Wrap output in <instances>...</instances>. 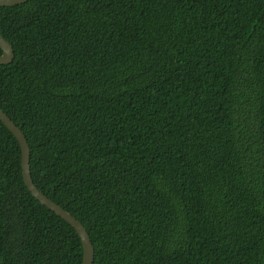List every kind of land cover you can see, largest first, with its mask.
<instances>
[{
    "label": "trees",
    "instance_id": "1",
    "mask_svg": "<svg viewBox=\"0 0 264 264\" xmlns=\"http://www.w3.org/2000/svg\"><path fill=\"white\" fill-rule=\"evenodd\" d=\"M0 34V108L95 264H264V0H31ZM83 261L0 120V264Z\"/></svg>",
    "mask_w": 264,
    "mask_h": 264
},
{
    "label": "water",
    "instance_id": "2",
    "mask_svg": "<svg viewBox=\"0 0 264 264\" xmlns=\"http://www.w3.org/2000/svg\"><path fill=\"white\" fill-rule=\"evenodd\" d=\"M31 0H0V7H13L16 5L27 3ZM0 65H9L15 59V52L13 46L0 34ZM0 120L9 129L10 132L18 140L22 150V172L25 184L32 195L43 205L55 212L70 223L81 236L84 246V261L83 264H95L96 262V248L92 237L82 221L76 218L72 213L66 210L61 205L54 202L47 195H44L34 184L31 175L30 157L31 149L28 144L23 131L16 126V124L3 112L0 108Z\"/></svg>",
    "mask_w": 264,
    "mask_h": 264
}]
</instances>
